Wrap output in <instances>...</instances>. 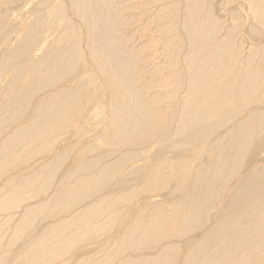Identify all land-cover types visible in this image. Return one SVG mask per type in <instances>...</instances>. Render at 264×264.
<instances>
[{"label":"bare ground","instance_id":"bare-ground-1","mask_svg":"<svg viewBox=\"0 0 264 264\" xmlns=\"http://www.w3.org/2000/svg\"><path fill=\"white\" fill-rule=\"evenodd\" d=\"M6 262L264 264V0H0Z\"/></svg>","mask_w":264,"mask_h":264},{"label":"rangeland","instance_id":"rangeland-1","mask_svg":"<svg viewBox=\"0 0 264 264\" xmlns=\"http://www.w3.org/2000/svg\"><path fill=\"white\" fill-rule=\"evenodd\" d=\"M9 227V226H8ZM11 263V262H10ZM4 264H7V262L6 263H4ZM9 264V263H8Z\"/></svg>","mask_w":264,"mask_h":264}]
</instances>
